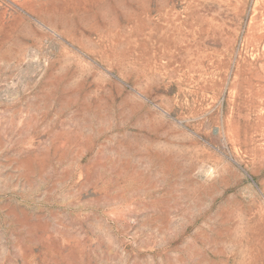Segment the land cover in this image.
<instances>
[{
	"label": "rangeland",
	"instance_id": "rangeland-1",
	"mask_svg": "<svg viewBox=\"0 0 264 264\" xmlns=\"http://www.w3.org/2000/svg\"><path fill=\"white\" fill-rule=\"evenodd\" d=\"M0 264H264V0H0Z\"/></svg>",
	"mask_w": 264,
	"mask_h": 264
}]
</instances>
